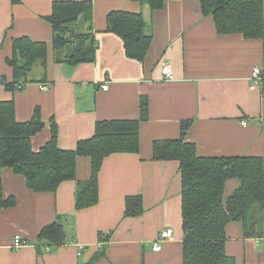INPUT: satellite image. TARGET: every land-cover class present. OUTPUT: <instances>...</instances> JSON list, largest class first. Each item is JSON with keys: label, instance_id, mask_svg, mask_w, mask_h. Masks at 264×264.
Segmentation results:
<instances>
[{"label": "crops", "instance_id": "1", "mask_svg": "<svg viewBox=\"0 0 264 264\" xmlns=\"http://www.w3.org/2000/svg\"><path fill=\"white\" fill-rule=\"evenodd\" d=\"M57 1L0 0V78L12 81L6 59L12 40L27 37L47 45L45 71L35 67L21 90L0 85V101H12L15 119L27 122L35 109L44 124L31 138L38 151L50 139L73 150L94 134L98 121L139 120L141 98L148 102V119L140 122L139 152L106 157L98 174V202L75 210L76 181H65L54 193H36L25 178L0 169L2 193L12 197L10 208L0 209V264H183L181 180L175 161H155L153 143L178 139L183 122H191L186 141L200 157H255L264 165V86H251L254 67L264 74V37L245 39L239 34L219 35L213 18L201 12L200 0H166L151 11L134 0H89L93 5L89 28L97 43L95 60L75 67L56 63L53 31L46 20ZM114 10L141 14L152 40L143 62L126 57L121 39L106 32V17ZM170 66L174 80L163 81L160 61ZM46 85L47 91L39 90ZM107 86L103 90L102 86ZM245 121L246 125H242ZM90 176V159L76 160L77 181ZM239 185L225 184V196ZM140 196L143 212L125 217V199ZM63 217L68 241L41 255L34 246L42 228ZM164 229L171 238L160 240ZM260 232V231H259ZM226 253L235 264H263L261 237H245L242 225L225 228ZM19 235L27 244L12 250ZM100 235L108 239L101 242Z\"/></svg>", "mask_w": 264, "mask_h": 264}, {"label": "trees", "instance_id": "2", "mask_svg": "<svg viewBox=\"0 0 264 264\" xmlns=\"http://www.w3.org/2000/svg\"><path fill=\"white\" fill-rule=\"evenodd\" d=\"M14 1V0H12ZM159 10L166 0H134ZM201 12L213 18L219 35L239 34L245 39L264 37V0H200ZM93 5L89 0L57 1L46 20L53 31L52 50L56 63L75 67L95 60L96 40L91 32H80L79 22L90 25ZM106 32L121 39L127 58L143 62L152 35L146 31L141 14L122 10L111 11L106 17ZM47 45L27 37L12 40V55L6 64L12 70V81L0 78L6 91L21 90L35 67L45 71ZM264 88V87H263ZM139 120L98 121L91 138L79 141L73 150L57 145V131L51 125L50 139L38 151L31 149V138L44 124L38 109L27 122L15 119L12 101H0V169H11L25 178L26 186L36 193H54L65 181H76L75 210L90 208L98 202V174L104 159L112 154L139 152L140 122L148 119V102L141 98ZM191 122H183L178 139L153 143L155 161H175L181 180V221L183 264H235L226 253L225 228L231 222L242 225L245 237H261L257 230L258 212H264V165L255 157H200L194 144L186 141ZM90 159V176L77 181L76 160ZM238 180L239 185L225 196V184ZM14 199L4 198L0 174V209L12 207ZM143 212L140 196L125 199V217ZM63 217L41 229L34 244L37 253L64 245L67 233ZM101 242L108 239L100 235ZM264 264V243L262 246Z\"/></svg>", "mask_w": 264, "mask_h": 264}, {"label": "built area", "instance_id": "3", "mask_svg": "<svg viewBox=\"0 0 264 264\" xmlns=\"http://www.w3.org/2000/svg\"><path fill=\"white\" fill-rule=\"evenodd\" d=\"M160 68H161V75L163 77V81L165 82H171L174 80V76L171 72L170 66L167 63V61L162 60L159 63ZM250 81H251V86L252 87H262L264 86V74L262 73L261 69L258 67H254L252 72H251V77H250ZM103 90L107 89V86H102L101 87ZM39 90L41 91H47L48 87L46 85H41L39 86ZM242 125H246V122L243 121ZM173 234L172 229H164L161 231L160 235H159V239L157 240V242H155L153 244V251H159L161 249L160 246V240H164V239H168L171 238ZM27 243L19 236L16 235L15 237H13L12 239V244H11V249L16 251L19 250L21 248H23Z\"/></svg>", "mask_w": 264, "mask_h": 264}, {"label": "rangeland", "instance_id": "4", "mask_svg": "<svg viewBox=\"0 0 264 264\" xmlns=\"http://www.w3.org/2000/svg\"><path fill=\"white\" fill-rule=\"evenodd\" d=\"M254 214L258 213V217H260V223L257 227V230H259L262 234H264V212H258V210L255 208L254 210Z\"/></svg>", "mask_w": 264, "mask_h": 264}]
</instances>
